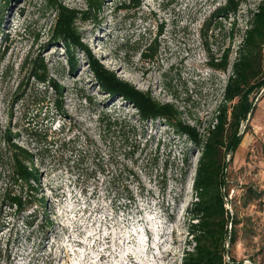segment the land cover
Listing matches in <instances>:
<instances>
[{"label": "rangeland", "instance_id": "obj_1", "mask_svg": "<svg viewBox=\"0 0 264 264\" xmlns=\"http://www.w3.org/2000/svg\"><path fill=\"white\" fill-rule=\"evenodd\" d=\"M122 1L105 0L96 19L77 21L82 42L118 77L148 90L160 102L174 103L181 118L202 131L215 113L231 69L209 67L200 27L224 0H138L132 9L122 8ZM62 2L86 8L85 0ZM256 2L244 0L239 6L234 50ZM54 19V10L44 0H10L2 14L0 202L9 179L7 136L31 150L46 146L53 130L60 137L74 135L77 147L87 136L90 150L97 151L105 168L114 170L108 164L110 147L100 139L98 117L103 112L119 117L123 126H143L137 136L124 129L125 147L136 151L134 163L123 158V149L113 154L137 172L144 189L139 195L141 185L134 182L130 189L135 202L127 205L119 198L114 206L113 196L101 185L103 175L97 171V181L77 179V172L56 159L53 150L44 149L39 154L45 158L40 180L53 225L43 237L24 226L22 215L0 204V264H180L183 250L191 249L186 208L194 199L191 182L200 151L163 120L141 121L131 104L101 91L80 50L71 71L64 48L50 38ZM228 26L229 20L223 21L220 29L208 32L212 52L228 45ZM150 43L154 54L149 59L143 53ZM36 56L44 59L49 77L63 86L61 115L49 104L53 91L30 73ZM234 56L232 52L230 62ZM62 122L66 127L60 132ZM243 129L227 167L230 201L225 206L236 221V241L227 247V255L264 264V92ZM184 157L190 166L183 181L179 172ZM164 163L162 190V179L155 174Z\"/></svg>", "mask_w": 264, "mask_h": 264}, {"label": "trees", "instance_id": "obj_2", "mask_svg": "<svg viewBox=\"0 0 264 264\" xmlns=\"http://www.w3.org/2000/svg\"><path fill=\"white\" fill-rule=\"evenodd\" d=\"M44 1L55 13L50 38L64 48L71 71L77 66L76 50H80L85 55L90 73L101 91L109 97L121 98L131 104L141 121L163 120L175 133L185 136L200 151L191 182L194 199L186 208L189 219L187 233L190 237L188 246L190 245L191 249L183 250L180 264H247L227 255V247L236 241V231L233 226L236 221L225 206L230 201L227 167L231 164L233 154L243 138L245 122L253 114L259 95L264 92V0H257L255 8L248 11L245 28L235 50L232 48L235 32L238 30L235 19L239 6L244 0H224L210 12L200 27V36L206 44L209 67L221 71H225L229 66L231 69L215 113L202 131L196 124L183 120L180 110L174 103L160 102L148 90H141L118 77L82 42L77 21L91 17L96 19L105 0H85V9L69 7L62 0ZM9 2L10 0H0V24L2 14ZM120 5L122 8L132 9L139 5V1L123 0ZM228 20V45L219 48L217 52H212L208 45V32L220 29L223 21ZM145 49L143 56L150 59L154 54V50L151 51V43ZM232 52L235 56L230 62L229 56ZM30 73L37 82L43 83L45 88L48 87L53 91L54 97L49 100V104L61 115L63 86L49 77L47 65L42 57L36 56L32 60ZM118 118L108 112H103L98 117L102 124L100 139L110 147L108 164H113L114 170L105 168L103 165L107 163L97 155V151L93 153L90 150L91 140L87 136L84 145L77 147L73 144L74 135L60 137L57 131L53 130L46 146L39 145L32 150L12 142L7 136L9 179L0 204H6L8 208L22 215L24 226L31 229V232L35 230L45 237L53 221L40 180V169L45 166V158L39 154L44 149L53 150L56 159L63 161L70 169L77 172V179L80 178L85 182L90 179L97 181L96 172L103 175L101 185L108 195L113 196L111 203L114 206L119 198H124L127 205L134 203L135 198L130 185L134 182L140 184L139 176L131 166L119 161L113 153L116 149H123L124 159L136 161L137 159H134L136 151L125 147L124 129L128 127L127 131L137 136L139 133L142 134L143 126H123L124 121ZM64 125L65 123L62 122V126H59L60 132L64 131L66 127ZM67 128L70 129L71 126ZM151 161L156 163L158 158L153 156ZM181 161L184 165L180 168L179 174L184 181L190 164L187 157L182 158ZM166 167L164 163L160 167V172L155 174L157 179H162L160 181L162 190L166 186ZM140 185L139 195L144 189L143 185Z\"/></svg>", "mask_w": 264, "mask_h": 264}]
</instances>
